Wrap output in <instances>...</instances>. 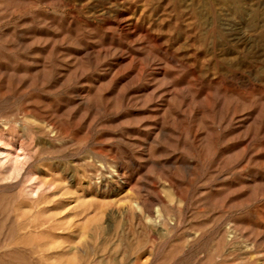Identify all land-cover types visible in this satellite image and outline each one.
<instances>
[{
    "label": "rangeland",
    "instance_id": "obj_1",
    "mask_svg": "<svg viewBox=\"0 0 264 264\" xmlns=\"http://www.w3.org/2000/svg\"><path fill=\"white\" fill-rule=\"evenodd\" d=\"M0 264H264V0H0Z\"/></svg>",
    "mask_w": 264,
    "mask_h": 264
}]
</instances>
